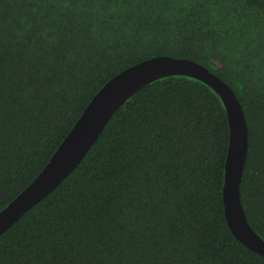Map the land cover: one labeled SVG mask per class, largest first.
I'll list each match as a JSON object with an SVG mask.
<instances>
[{
    "label": "trees",
    "instance_id": "trees-1",
    "mask_svg": "<svg viewBox=\"0 0 264 264\" xmlns=\"http://www.w3.org/2000/svg\"><path fill=\"white\" fill-rule=\"evenodd\" d=\"M157 56L234 92L248 128L240 201L264 241V0H0V211L109 79ZM228 139L207 85L147 84L0 235V264H264L225 222Z\"/></svg>",
    "mask_w": 264,
    "mask_h": 264
},
{
    "label": "water",
    "instance_id": "water-1",
    "mask_svg": "<svg viewBox=\"0 0 264 264\" xmlns=\"http://www.w3.org/2000/svg\"><path fill=\"white\" fill-rule=\"evenodd\" d=\"M171 76L198 80L221 100L229 130L222 187L225 222L242 246L264 256V241L249 225L240 201V183L248 150V128L242 107L232 89L206 67L171 56L153 57L128 67L97 91L40 173L0 211V235L75 169L125 101L147 84Z\"/></svg>",
    "mask_w": 264,
    "mask_h": 264
}]
</instances>
